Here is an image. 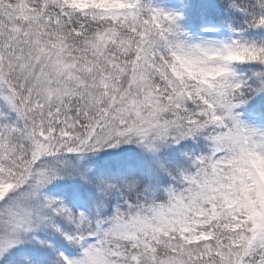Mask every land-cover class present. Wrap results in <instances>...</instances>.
I'll return each mask as SVG.
<instances>
[{
  "label": "snow or ice",
  "instance_id": "1",
  "mask_svg": "<svg viewBox=\"0 0 264 264\" xmlns=\"http://www.w3.org/2000/svg\"><path fill=\"white\" fill-rule=\"evenodd\" d=\"M0 264H264V0H0Z\"/></svg>",
  "mask_w": 264,
  "mask_h": 264
}]
</instances>
